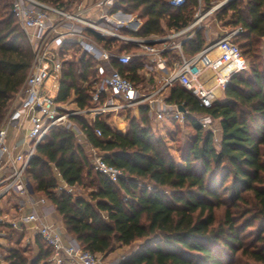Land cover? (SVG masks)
<instances>
[{"label":"trees","instance_id":"16d2710c","mask_svg":"<svg viewBox=\"0 0 264 264\" xmlns=\"http://www.w3.org/2000/svg\"><path fill=\"white\" fill-rule=\"evenodd\" d=\"M14 0H0V121L13 96L22 87L33 52L12 13ZM68 8L75 0H39ZM169 0H118L112 10L136 15L141 25L137 36L164 35L194 21L197 9L206 11L214 0H186L171 7ZM200 3V4H199ZM220 27L241 32L234 35L247 69L232 75L224 98L211 108L199 106L188 91L170 88L168 104H183L184 125L191 132L179 138L181 166L171 156L163 137L151 126L146 106L127 114L122 135L96 118L88 123L75 116L73 122L85 140L100 149L105 162L122 172L111 182L96 172L87 150L71 130L50 128L34 150L25 170L35 196L44 197L61 220L65 233L94 255H106L116 247L146 242L119 264H264V0H230L213 12ZM88 34L108 49L137 53L133 44H122L91 31ZM207 42L205 27L195 30L181 44L184 56L202 50ZM70 47L78 49L71 43ZM79 50V49H78ZM176 59L175 50L164 53ZM116 71L134 85L139 58L129 64L112 62ZM96 62L86 54L61 68L56 102L72 96L79 108L91 105ZM192 115H208L218 121L220 134L204 130ZM175 140L179 125H176ZM100 130V136L95 135ZM184 137V138H183ZM174 139V138H173ZM67 186L87 190L73 195L59 189ZM156 240L152 246L148 242ZM34 258L24 248H11L7 264H50L51 248L37 235Z\"/></svg>","mask_w":264,"mask_h":264},{"label":"built area","instance_id":"2783aa9c","mask_svg":"<svg viewBox=\"0 0 264 264\" xmlns=\"http://www.w3.org/2000/svg\"><path fill=\"white\" fill-rule=\"evenodd\" d=\"M186 0H169L171 7H180ZM118 0H99L93 6L99 12L98 18L86 17L81 13H69L38 0H14L12 13L18 20L30 43L33 58L26 79L20 90L14 95L13 103L7 110L4 122L0 126V201L9 196L18 200L15 216L8 222L12 229L21 226L32 227L36 234L51 248L50 264H99L96 255L83 250L68 236H63L59 229L48 222L39 211V206L46 203L44 197H35L30 192V184L25 178V170L34 154L36 145L42 141L52 127H62L74 132L75 136L83 131L73 122L75 116L83 117L91 123L96 118L109 114H121L134 111L138 106L148 107L156 120L168 115L172 120L184 124L187 112H181L183 104H163L157 108V95L167 88L179 86L188 91L198 101L199 106L211 108L217 101V92H223L229 78L247 69V63L239 47L231 38L241 32L236 28L230 33L206 45L190 57L181 52L182 42H174L199 28L200 20L207 14L195 15L196 20L188 26L172 31L165 36L133 37L120 32L127 23L117 18L112 10ZM220 6V5H219ZM218 6L212 8L216 9ZM91 31L104 38H114L124 44H133L152 55L155 69L164 70L165 52L177 50L179 59L171 64L169 73H165L158 90L142 89L122 76L112 65L129 64L137 54L125 50L108 49L97 43L88 34ZM187 35V36H186ZM75 44L82 54L96 62L97 78L91 83V105L84 108L65 109L56 102V90L61 75V68L68 62L71 48ZM213 54V55H212ZM212 55V57H210ZM153 68V66H152ZM184 108V107H183ZM194 120L213 134L218 142L219 127H214V120L208 115H192ZM11 132H24V137L8 144ZM100 136V130L95 129ZM29 145L24 152L16 151L20 144ZM93 169L111 182L122 177V172L107 164L100 149L83 141ZM58 179V173H55ZM59 189L72 194L74 186H67L58 179ZM25 204L29 210L25 211ZM0 218V223H3Z\"/></svg>","mask_w":264,"mask_h":264},{"label":"crops","instance_id":"0c3cea01","mask_svg":"<svg viewBox=\"0 0 264 264\" xmlns=\"http://www.w3.org/2000/svg\"><path fill=\"white\" fill-rule=\"evenodd\" d=\"M113 12L117 18H120L127 23V27H123L120 29V32L123 34H127V33L122 31L123 29L129 30L131 32H135L137 30V28L141 25L142 21L136 15H132L129 13H123L120 10H113ZM89 15H90V17L97 19L99 12L97 10H94ZM207 17H209L208 14H206L200 20L199 28H198V29H200L203 26L205 27L206 34H207L206 45L212 43V41H213L212 37H214V40H216L217 36L221 35V27L218 24H216V22H211V23L205 22L202 24V21L204 19H206ZM195 20H196V18L194 17V21ZM198 29H193L188 34H191V36H192L193 32L195 30H198ZM172 31H175V30H173V29L172 30H166L165 34L161 35V36H165V35L171 33ZM127 35L133 36V37H152V36H158L159 37V35H150V36H137V35H131V34H127ZM173 41L176 43L177 42H183L184 36H180ZM122 44H124V43H122ZM138 48H139V51L136 53L137 57H135V58L140 59L142 67L137 71V75L139 77H141L143 79V81H141V83L138 84L137 86L144 89V90L149 89V88H154V89L158 90L159 87L161 86L162 77L165 75L166 72L169 73V71L172 68L171 64L179 59V53L177 50H175V53L177 55L176 59H171L170 55H168V56L163 55V58L165 60L164 70L159 71L158 69H155V67H154L155 64L152 62V55L146 53L142 48H140V47H138ZM114 49H116V48H114ZM170 51H173V50H170ZM126 52L134 54L133 52H129V51H126ZM212 55H210V57H212ZM152 66H153V68H152ZM59 81H60V79H59ZM170 88H172V87H170ZM170 88L162 90L157 95V100H158V104H156L157 108H162L164 103L168 104L166 99L169 96ZM58 89H59V82H58V87L56 90V96L58 93ZM218 94H219V92H218ZM67 103L69 105H75V107L77 106L75 101H74V96H72L67 102L61 103V104L65 105ZM127 114H128L127 112L117 114V115L109 114L107 116H101L100 118H103V120H105L106 123H108L112 127V129L115 130V132H123L124 133V132H126V129H127V124H126ZM131 114L136 115L137 109L132 111ZM148 115H149L150 122H152V124H153V125L151 124L153 129L155 131H159L161 133L162 132L163 133L164 132L165 133L171 132L172 129L176 125H179V127H182L184 125V124H180V123L172 120V118L169 117L168 115L164 116V118L162 120H156L153 112H149V110H148ZM165 119H168L170 121L171 126L170 125L168 126V124L165 123ZM24 134H25L24 132H11V135H9V137H8V144L12 145L13 143H16L17 141H19L20 139H22L24 137ZM122 135H125V133ZM28 146H30V145H29L28 141L26 140V143L20 144L17 146L16 151L24 152ZM37 197H42V196H37ZM17 201L18 200L13 195L6 197L0 201V218H2V221H4L3 223H0V264H7L4 260V258L6 256L7 251L11 248H18V247L24 248L26 253L29 250H31L32 251L31 257L32 258H34L36 256L37 251H38V248L36 245L37 234L34 231L32 224H30L28 226H21L19 229H12L8 225V222L13 218V216H15V213H16L15 208L17 205ZM24 209H25V211H28L29 206L25 204ZM39 211L45 215L48 222H50L52 224L55 223L57 225L58 229L62 228L61 233L63 234V236H68L65 233L64 226H63L61 220L59 219V217L56 215L53 206L47 200L43 206H39Z\"/></svg>","mask_w":264,"mask_h":264},{"label":"rangeland","instance_id":"374dc122","mask_svg":"<svg viewBox=\"0 0 264 264\" xmlns=\"http://www.w3.org/2000/svg\"><path fill=\"white\" fill-rule=\"evenodd\" d=\"M97 1H99V0H75L71 4V6L68 7V8H65V7H57V8L64 9L65 11H67V12H69L71 14H73V13L75 14V13L78 12V13L83 14L86 17H89L90 16L89 14L92 11L96 10V9H93V6L97 3ZM228 1H230V0H214L211 3L212 6L208 10H206V11L203 10V7L201 5V7L197 9V13L196 14H198L199 16H202V15H204V14L207 13L209 15V17H207L206 19H204L202 21V24L205 23V22H208V23L215 22V21H213V19L211 20V18H214L213 17L214 16L213 12L215 10H217L218 8H220L223 4H225ZM46 4H48V3H46ZM215 6H218V7L216 9L212 10V8L215 7ZM54 7H56V6H54ZM230 32H231V29L230 28L221 27V35L217 36V39L220 38V37H222V36H224V35H226V34H228V33H230ZM25 36H26V34H25ZM232 39L233 38H231V40ZM212 40L215 41L214 40V37H212ZM28 43H29V41H28ZM29 45H30V43H29ZM70 48H71V51H70V54L68 55V59H67L68 62L74 61L77 57H79L82 54L80 50L75 49L74 47H70ZM184 57H186V56H184ZM223 98H224V92H219V94L217 92V101H221V100H223ZM13 101L14 100L12 98L11 101H10L9 107L11 106V103H13ZM9 107H8V109H9ZM64 107H65V109H75L76 108L75 105H69L68 103L65 104ZM6 113H5L4 117L2 118V120L0 121V126L4 122ZM165 123L168 124V126L169 125L171 126L170 121L168 119H165ZM151 124H152V122H151ZM213 124L215 125L214 127H219L217 120H214V123ZM176 128L177 127H174L172 129V131L171 132H168V133H165V132L164 133L163 132L161 133L159 131H156V134L164 138V140L166 141L167 146L169 148V151H170L171 156L174 158V160L176 161V163L178 164V166H181V162L179 160L178 153L176 151L177 146L179 144V138L182 137V136H184V135H186V134L188 135V133L190 134L191 130L188 127H186V125L185 126H182L181 128H179V130L181 132H179V134H178V139L175 140V131H177ZM118 133L124 134L126 132H124V133L123 132H118ZM219 133H220V129H219ZM76 138H77V140L81 144L83 143V141H85V137L82 136V135L76 136ZM216 143L217 142H215V144ZM82 146H83V144H82ZM85 192H87V190L83 189L82 187L76 186L72 190L71 193L73 195H78V194H83ZM55 226L57 227L56 224H55ZM59 231L62 232V228H59ZM68 238H70V237L68 236ZM145 243L142 242V241L141 242L140 241H137V242H135V243H133V244H131L129 246L116 247L115 251H113L111 253H108V254H106L104 256H102V255H96V257L98 259L99 264H119L122 261V259L124 257L128 256L131 252L136 251L138 249H142L146 245ZM148 243L153 246L156 243V240H154V241L152 240V242H148ZM31 252L32 251L29 250L26 253L27 256L31 257L32 256V253Z\"/></svg>","mask_w":264,"mask_h":264},{"label":"water","instance_id":"95a60500","mask_svg":"<svg viewBox=\"0 0 264 264\" xmlns=\"http://www.w3.org/2000/svg\"><path fill=\"white\" fill-rule=\"evenodd\" d=\"M178 110H180L181 112H184L185 111V109L183 107H179ZM30 192L33 193L32 188L30 189Z\"/></svg>","mask_w":264,"mask_h":264}]
</instances>
